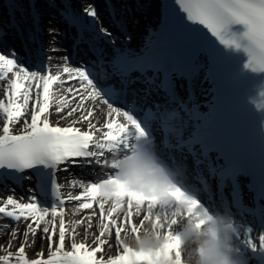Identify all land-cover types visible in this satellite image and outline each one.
<instances>
[{
  "label": "snow or ice",
  "instance_id": "snow-or-ice-1",
  "mask_svg": "<svg viewBox=\"0 0 264 264\" xmlns=\"http://www.w3.org/2000/svg\"><path fill=\"white\" fill-rule=\"evenodd\" d=\"M175 3L187 14L190 21L202 25L221 43L237 49L242 48L248 56L246 67L253 72H264V0H175ZM84 13L92 18L93 26L98 34L109 38L112 36L107 28L102 25L97 27L98 14L95 7L89 5L84 9ZM232 25H242L244 31L240 34L230 32L229 28ZM49 34L53 35V41H55L56 30L52 29ZM37 51L39 55L36 56V63L31 68L25 66L15 50L0 53V81H7L4 91L5 99H0V117H2L0 170H5L6 175L14 177L26 170H33L36 184L41 186L36 188L46 197L50 196L53 199L50 205H46L40 201L33 190H30L33 191V195L27 197V202H22L24 197L18 200L13 194H9L0 202V216L10 218L16 223L31 220L26 224L23 232L25 242L30 233L32 235H36L37 231L42 233L40 239L46 240L48 246L47 258H43L42 252L36 254L37 258H27L25 242H22L15 254L8 252L6 255H0V264H11L13 256L17 264H157L161 256L169 260L173 255L177 257L174 264H181L180 236L174 228L177 224L176 216L173 215L171 222H168L169 214L175 206L166 208L148 199H141L136 193L124 189L121 187L124 182L119 180L114 165L109 166V160L103 159L106 152L113 159L117 154L126 153L134 147L129 138V132L134 128L137 138L144 137L146 133L141 125L127 111L121 112V109L113 107L107 99H103L108 108V115L111 116L113 113L122 115L131 127L108 122L105 125L108 131L103 133V139H94L92 130L98 132L100 129L91 120L94 110L85 109L84 102L88 99L95 101L105 96L98 89L97 76L85 65L64 67L63 72L70 80L75 77L76 82L81 86L80 89H67L74 99L77 97L79 99L77 106L72 107L67 116L86 111V115L80 116V122L87 121L89 131H81L80 128L71 125L61 127L50 124L48 114L51 102L56 101L57 114L68 106L67 100L57 98L52 91L54 85L63 88L65 81L59 72L55 75L49 74L50 65L47 61L51 58H41L43 57L42 44ZM67 59L68 57H65V60ZM261 95L264 96V92ZM75 123L77 121L72 122V124ZM15 124L21 125L17 134H14L12 130ZM85 160L89 167L103 168L107 165L113 170L107 174L106 178L102 177L98 182H89L86 186L82 184L81 187L84 190L80 195L74 196L69 192L67 197L68 200L79 201L80 209H93L94 205L99 209L100 235L96 237V241L103 244L101 237L106 231L112 234L114 229L116 242L122 245V232L135 234L145 220H153L154 225L163 220L162 227L165 230L167 246L162 252L154 256L150 253L135 252L122 245V254L104 261L95 258L96 253L101 250L99 247L88 250L85 243H77L74 236L71 238V250H65V238L68 231L64 219L65 199L60 192L61 186L56 180V170L61 165H65L66 171L70 164L83 168ZM23 179H30V177H23ZM105 184H116L117 190L112 194L105 193L102 191ZM12 191L14 193V189ZM106 205H108L107 214H105ZM122 208L127 211L124 220L118 226V217H113ZM133 208L137 214H143L139 227L132 222ZM178 211L176 209V212ZM207 213H209L208 208L197 199L186 214L194 215L199 226L204 222L202 217ZM95 214L94 211L92 215ZM87 219L86 230L92 227L91 216ZM72 223L79 225L83 221L76 220ZM235 229L236 256L241 251L236 244L237 240L250 248L252 252L264 251V232L258 236L257 243L250 229L246 230L243 236L236 227ZM16 234V229H13L12 235L15 237Z\"/></svg>",
  "mask_w": 264,
  "mask_h": 264
},
{
  "label": "bare ground",
  "instance_id": "bare-ground-1",
  "mask_svg": "<svg viewBox=\"0 0 264 264\" xmlns=\"http://www.w3.org/2000/svg\"><path fill=\"white\" fill-rule=\"evenodd\" d=\"M106 1V2H105ZM5 3H3V0H0V53H8L12 50H15L18 56L20 57L21 61L25 64L26 67L31 68L36 63V56L39 55L38 48L42 44L43 45V57L42 59L50 57L51 59L47 61L48 65H50L48 71L49 74H57V72L60 73L61 78L65 81V84L63 88H59L56 85L53 86V94L57 98H62L68 101V110L71 111L72 107H76L79 103V99L73 98V95L71 92H68V88L73 89H80L81 86L79 83L76 82L75 77L71 80L68 78L67 74L63 72L64 67H78L81 66L82 63H88L87 65L92 66L95 69V72L101 76L102 79H108L110 77V73L108 70H106L104 67L101 66V63L97 61V59H93L92 61L88 60L91 56V52L89 51V48L86 45H82L81 48H78V54L74 55L76 56L74 58L69 57L68 54L65 52V49L67 47H64V44L70 43L72 41L69 33L71 32V28H68L66 24L62 21V15L63 13H66L69 11L70 4L75 3L76 8L79 10V20L81 22H91L92 18L88 17L84 13V9L87 8L89 5H92L95 7L97 14H98V23L99 26L100 23L103 24L104 28H109L108 30L112 32L114 30L115 36H117V42L116 45L114 44L111 49L112 50H121V49H141V48H151L155 45V43H152L154 45H151V39L148 38V35H144L141 32H144L145 30H142L144 28L143 25L139 26L147 17V19H150L152 15H158L160 13V4L162 0H148V9H142L138 4V0H73L72 2L70 0H4ZM71 2V3H70ZM112 5L111 10H113L114 13H111L112 15H119L120 17H124L125 20V27H116L114 24L113 19L108 15V5ZM138 4V5H137ZM67 9V11H66ZM152 11L156 12L152 14ZM38 12V13H37ZM45 12V13H43ZM150 13V14H148ZM39 14V16H36ZM44 14V15H43ZM161 15V14H160ZM159 18L152 16V21L159 22ZM6 16L12 17V22L6 20ZM61 16V17H59ZM149 16V17H148ZM38 17V18H37ZM154 17V18H153ZM35 23L38 27H42L45 29L46 35L44 37L38 35L35 33ZM101 25V24H100ZM52 29L56 30V36L55 41H53V35H50V31ZM72 33V32H71ZM70 33V34H71ZM113 34V33H112ZM85 35H87L85 33ZM115 36L113 38H115ZM30 37H34L35 39H31ZM83 40V39H82ZM89 40V39H88ZM95 44V43H94ZM52 46L56 47V49L62 50L61 55L55 56V53H58L59 51L53 50ZM62 46V47H61ZM77 48V47H76ZM109 49V50H111ZM2 50V51H1ZM63 52L64 56H63ZM59 54V53H58ZM87 54V55H86ZM65 57H68L67 60H65ZM74 61L77 60V62L72 64ZM96 62V63H95ZM102 62V61H101ZM153 73L155 74L156 71L154 70ZM111 78V77H110ZM111 83H114V86L116 85V82H113V79H109ZM7 84V81H0V99H5L4 91L5 86ZM131 84V83H129ZM166 84V83H165ZM113 86V87H114ZM131 85H128L126 87V90L128 91L131 89ZM162 89V88H161ZM82 91V89H81ZM203 97H205L206 93H203L201 91ZM199 93L198 95H200ZM159 92H156V94L153 95V98H157L158 102L164 103L165 101L162 100V98L167 99L169 97L168 95L162 96ZM104 98H98L95 101L88 99L84 102V108L85 109H93L94 114L91 117V120L93 124L96 125L97 128H100V125H103V127L106 125V114L108 115V108L107 105L103 102ZM122 99V98H121ZM163 101V102H162ZM110 103V102H109ZM56 101L53 100L50 104V110L49 114L52 120H59L60 116L56 112ZM93 107V108H92ZM64 110V109H63ZM86 111L76 112L72 116L73 118L70 120L71 124L66 125H72V126H84L88 127L87 121L80 122V116L86 115ZM104 115V119L102 120L101 117ZM0 121H2V117H0ZM73 121H77V123L72 124ZM97 122V123H96ZM63 124V123H60ZM0 127H2V123L0 124ZM21 125L15 124L12 126V130L14 134L19 133ZM93 131H95L93 129ZM185 156V155H184ZM184 158V157H183ZM187 165L191 170V172L194 174H197L200 170H202V166L200 161L186 158ZM209 166V164H206ZM189 169V170H190ZM205 169V168H204ZM190 172V171H189ZM4 171L0 170V183L11 182L7 176L3 175ZM2 176V177H1ZM6 177V178H5ZM34 179L30 180L28 186H26L25 183V189L22 185L23 192L19 193L18 191L15 192L14 198L20 200L21 197H24V201L27 202V197L33 195V191H36L35 194L42 202L43 199L49 200L48 197L43 195L39 189L36 188V186L39 188L38 183L36 184V177L34 174L30 176ZM89 182H87L88 184ZM87 184H84L85 186ZM7 185V184H6ZM20 185V184H19ZM82 184L77 180V178L72 179L69 183L67 188H65V196H68V193L71 192L72 195H80V190H84L83 187H81ZM0 185V190H3L2 193H0V202H2L4 199L7 198V195L12 194V191L9 190V185L6 186ZM16 188L15 186L11 189L13 190ZM33 190V191H30ZM43 203V202H42ZM75 203V202H74ZM80 203V202H78ZM107 208L108 205L105 206V212L107 214ZM95 211V215H92V213ZM119 213V212H118ZM91 216V228H85V225L88 223V217ZM138 219V225H140V219H142V216L139 215ZM5 219L7 221L8 218L0 216V221ZM46 219H50V217H46ZM64 219H65V227L68 230L66 232V238H65V250L70 251L71 250V238L74 236L75 241L77 243H85L88 250H91L93 248H96L98 245L101 246V250L97 252L96 259H103L104 261H107L109 258H113L115 255L121 254L119 253L120 250H122L121 245L117 244L116 239L113 238V240L109 239V232H105L104 236L101 237V239L104 241L103 244H99L96 241V237L100 235V213L99 209L94 205L93 209H80L77 206H73L72 204H67L64 207ZM58 220L57 218V226H58ZM76 220H82L83 223L79 225H73L72 222ZM4 221V220H3ZM4 221V222H5ZM29 221L24 222H13L10 219V223H0V255H6L8 252H12L15 254L18 251V248L22 242H25V238L23 236V232L25 230L26 224L30 223ZM121 222V221H120ZM119 226V225H118ZM51 227V225H49ZM13 229H16V236L14 237L12 235ZM74 229V231H73ZM98 229V230H97ZM39 231H37L36 235H32L31 233L27 237V241L25 242V254L26 257L29 259L37 258V253H43V258H47V252H48V246L46 240L41 241L39 235ZM114 233V229L112 231ZM125 235V232H123ZM43 235V234H42ZM10 242V243H9ZM247 261H249L248 258ZM251 262L249 261L248 264ZM11 264H17L15 256H13ZM247 264V262H246Z\"/></svg>",
  "mask_w": 264,
  "mask_h": 264
},
{
  "label": "clouds",
  "instance_id": "clouds-1",
  "mask_svg": "<svg viewBox=\"0 0 264 264\" xmlns=\"http://www.w3.org/2000/svg\"><path fill=\"white\" fill-rule=\"evenodd\" d=\"M114 165L124 189L136 193L141 199H148L154 204L175 208L169 214L168 222L175 215L174 225L180 236L181 264H238L234 242L235 225L230 215L222 212L207 213L199 224L194 215L187 210L197 200L175 182L183 174L180 167L172 168L162 163L155 152L146 147H132L128 152L117 154L109 162ZM116 184H105L102 191L112 194ZM176 209L179 211L176 212ZM159 215V213H157ZM164 221L155 224L145 220L138 233L126 232L122 245L138 253H150L155 256L167 246ZM177 257L165 260L161 256L157 264H174Z\"/></svg>",
  "mask_w": 264,
  "mask_h": 264
},
{
  "label": "rangeland",
  "instance_id": "rangeland-1",
  "mask_svg": "<svg viewBox=\"0 0 264 264\" xmlns=\"http://www.w3.org/2000/svg\"><path fill=\"white\" fill-rule=\"evenodd\" d=\"M57 47V46H56ZM56 47L54 46H52V48L55 50L56 49ZM56 50H60V49H56ZM55 56H59L60 54H58V53H55L54 54ZM69 105V104H68ZM69 112V110H68V106L67 107H65L64 108V110L60 113V114H58L59 116H60V119L57 121V120H55L56 122H58V123H64V124H71V122H70V120L73 118V116H70V117H68L67 116V113ZM87 113V112H86ZM62 117H66V118H62ZM101 119L103 120L104 119V115L101 117ZM1 124V123H0ZM0 193H2V190H0ZM14 193H15V191H14ZM13 193V191H12V194H14ZM78 205H79V203H77V204H74L73 206H77L78 207ZM5 221V219H3L2 218V220L0 221V223H10V218H8L7 219V221ZM98 230V229H97ZM41 235H42V233H39V235H38V237L40 236L41 237ZM109 239L110 240H113V233L112 234H109Z\"/></svg>",
  "mask_w": 264,
  "mask_h": 264
}]
</instances>
